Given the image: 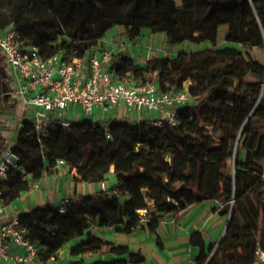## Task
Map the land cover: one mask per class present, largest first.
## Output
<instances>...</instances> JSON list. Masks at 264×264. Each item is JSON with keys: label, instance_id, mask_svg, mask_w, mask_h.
Segmentation results:
<instances>
[{"label": "trees", "instance_id": "1", "mask_svg": "<svg viewBox=\"0 0 264 264\" xmlns=\"http://www.w3.org/2000/svg\"><path fill=\"white\" fill-rule=\"evenodd\" d=\"M116 26L132 41L150 30L165 33L172 45L211 43L204 52L157 57L144 66L125 52L113 53L107 64L118 79L134 84L154 82L161 91L187 86L192 101L177 108L176 125L111 121L112 140L89 118L58 124L41 141L31 126L20 130L13 148L17 168L0 179L3 204L30 189L28 176L40 178L59 160L91 183L107 181L114 167L119 195L99 191L64 212L46 206L20 214V227L38 246L40 260L85 236L70 247L71 256L82 257L72 264L98 253L128 258L92 264L142 263V252L90 229L98 223L130 234L146 218L158 235L166 216L219 200L230 223L209 246L201 234L193 237L198 264H256V250L264 248V63L251 49L264 47V0H0V31L17 29L22 44L39 48L44 57L85 59ZM222 26H228V45L216 47ZM6 150L0 138V151Z\"/></svg>", "mask_w": 264, "mask_h": 264}, {"label": "crops", "instance_id": "2", "mask_svg": "<svg viewBox=\"0 0 264 264\" xmlns=\"http://www.w3.org/2000/svg\"><path fill=\"white\" fill-rule=\"evenodd\" d=\"M227 33L228 26H222L216 47L228 45L226 41ZM193 44L198 47L193 46ZM182 45L188 46L180 49V44L172 45L168 42L165 33L150 30L143 31L142 36L132 41L128 38L123 27L116 26L88 54L84 61L83 70H89V61L93 54L106 48L111 49L113 53L125 52L136 64L144 66L153 58L176 57L181 52L201 53L203 52L202 48L209 50L214 47L209 42L196 44L187 41ZM0 73L10 79L7 90L3 88L4 85L1 86L2 79H0V122H3L0 127V138H4L7 144V150L0 151L1 164L7 154L13 152L17 139L16 136L14 142H10L7 137V132L11 128L9 115L12 113L17 115L18 128L16 130L18 135L21 122H31L37 109L33 106L23 108L15 91L16 86L12 79L11 68L1 52ZM187 85L189 86L190 83ZM65 111L63 119L70 123L86 118L92 119L100 125L109 124L114 120L152 123L164 118V115L158 111L147 109L130 111L123 104L109 109L107 113L101 112L98 108L93 115L85 114L81 106H72ZM67 115H72L74 118L69 119ZM80 178L77 169L67 164H58L53 170L46 169L38 179L32 180V177L28 176L27 179L31 180L30 189L24 191L19 198L6 205L5 213L0 217V223L38 207L51 206L59 208L65 203H77L81 197L94 195L102 191L101 183L82 181ZM109 181H113L117 185L113 186L120 187V183L114 175V167L111 168L106 181L108 186L112 187ZM222 206L223 203L219 200L190 204L181 211L166 216L158 228V235L150 231L146 218L130 234L118 231L115 227H101L98 223L90 230L93 234L115 245L127 246L132 252H142L146 256V260L138 264H198L197 258L200 254V248L192 244V239L196 234H201L207 246L212 242L221 240L226 232L229 220L221 214ZM84 238L85 236L75 238L72 243L62 247L59 257L50 264H72V261L82 258L81 256H71L70 247ZM116 258H128V256L119 257L112 253L89 254L84 257V262L85 264H92L95 260L111 261Z\"/></svg>", "mask_w": 264, "mask_h": 264}, {"label": "built area", "instance_id": "3", "mask_svg": "<svg viewBox=\"0 0 264 264\" xmlns=\"http://www.w3.org/2000/svg\"><path fill=\"white\" fill-rule=\"evenodd\" d=\"M0 52L11 68L15 91L23 108L33 106L37 109L31 122H21L19 131L31 126L39 141L49 136L58 124L70 125L63 119V113L72 106H81L87 115H93L98 108L107 113L122 104L130 111H158L164 118L149 124L161 127L166 121L176 125L177 108L192 101L187 86L182 90L161 91L154 82L134 84L118 79L107 68L113 54L109 49L93 54L89 70L84 71L86 58L68 61L63 60L60 53L44 57L39 48L22 44L17 29L9 28L0 31ZM103 126L106 137L112 140L109 124ZM58 164L66 163L59 160ZM12 168H17V157L13 152L0 164V179L6 178ZM101 188L108 198L120 193L119 188L109 187L106 181L101 182ZM2 194L0 188V217L6 210ZM68 204L59 207L60 211L64 212ZM58 255H52L48 261L40 260L38 246L20 227V215L0 224V264H50ZM256 257V264H264L262 246H258Z\"/></svg>", "mask_w": 264, "mask_h": 264}, {"label": "rangeland", "instance_id": "4", "mask_svg": "<svg viewBox=\"0 0 264 264\" xmlns=\"http://www.w3.org/2000/svg\"><path fill=\"white\" fill-rule=\"evenodd\" d=\"M186 46L188 45H182L180 44V49H183L185 48ZM193 46H196L198 47L197 45L193 44ZM107 49V48H106ZM104 50V49H103ZM111 50V49H109ZM203 52L206 50V49H201ZM200 50V51H201ZM112 51V50H111ZM251 52L254 56V58L262 63H264V47L263 48H253L251 49ZM189 84V83H188ZM11 111V110H10ZM66 112V111H65ZM10 119H9V124L11 125V128L8 130L7 132V137L9 138V141L10 142H14L16 136H17V130L16 128H18V125H17V115L14 113L10 114ZM67 118L69 119H73L74 117L72 115H67ZM3 122H0V127L2 126ZM233 163V159L230 160V164ZM110 179V177H109ZM110 184L113 186V185H116L113 183V181H109ZM117 186V185H116ZM144 213H141V215H143ZM72 243V242H71Z\"/></svg>", "mask_w": 264, "mask_h": 264}, {"label": "flooded vegetation", "instance_id": "5", "mask_svg": "<svg viewBox=\"0 0 264 264\" xmlns=\"http://www.w3.org/2000/svg\"><path fill=\"white\" fill-rule=\"evenodd\" d=\"M0 79L4 80V81L1 80V82H2L1 86L3 87V85H4L3 88H5V90H7V88L9 87L10 79L6 75H3L1 73H0Z\"/></svg>", "mask_w": 264, "mask_h": 264}, {"label": "water", "instance_id": "6", "mask_svg": "<svg viewBox=\"0 0 264 264\" xmlns=\"http://www.w3.org/2000/svg\"><path fill=\"white\" fill-rule=\"evenodd\" d=\"M229 223H230V221L228 220V222H227V226H226V230H227V228H228V226H229Z\"/></svg>", "mask_w": 264, "mask_h": 264}, {"label": "bare ground", "instance_id": "7", "mask_svg": "<svg viewBox=\"0 0 264 264\" xmlns=\"http://www.w3.org/2000/svg\"><path fill=\"white\" fill-rule=\"evenodd\" d=\"M139 212H140V213H144V211H143V210H140Z\"/></svg>", "mask_w": 264, "mask_h": 264}]
</instances>
